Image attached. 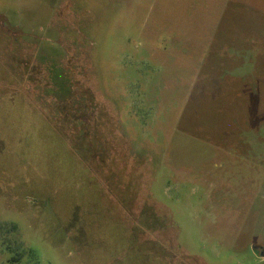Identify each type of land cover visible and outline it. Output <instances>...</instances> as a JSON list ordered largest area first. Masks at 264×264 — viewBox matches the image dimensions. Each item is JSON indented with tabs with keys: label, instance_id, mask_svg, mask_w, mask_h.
<instances>
[{
	"label": "rangeland",
	"instance_id": "374dc122",
	"mask_svg": "<svg viewBox=\"0 0 264 264\" xmlns=\"http://www.w3.org/2000/svg\"><path fill=\"white\" fill-rule=\"evenodd\" d=\"M0 264H264V0H0Z\"/></svg>",
	"mask_w": 264,
	"mask_h": 264
}]
</instances>
